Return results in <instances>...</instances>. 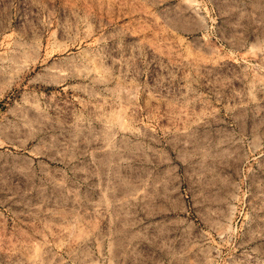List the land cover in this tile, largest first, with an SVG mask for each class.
Segmentation results:
<instances>
[{"label": "rangeland", "instance_id": "374dc122", "mask_svg": "<svg viewBox=\"0 0 264 264\" xmlns=\"http://www.w3.org/2000/svg\"><path fill=\"white\" fill-rule=\"evenodd\" d=\"M0 264H264V0H0Z\"/></svg>", "mask_w": 264, "mask_h": 264}]
</instances>
